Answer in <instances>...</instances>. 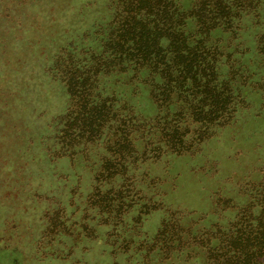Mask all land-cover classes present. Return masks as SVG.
<instances>
[{
    "label": "rangeland",
    "instance_id": "1",
    "mask_svg": "<svg viewBox=\"0 0 264 264\" xmlns=\"http://www.w3.org/2000/svg\"><path fill=\"white\" fill-rule=\"evenodd\" d=\"M118 1L0 0V264H211L229 231L264 229V0L225 51L246 70L232 83L241 100L233 122L195 152L156 158L134 138L123 145L119 121L125 102L153 115L146 89L132 94L123 74H101L98 99L113 97L119 118L94 126L77 117L69 90L73 69L89 85L100 42L86 32L102 30ZM228 71L221 63L224 82ZM91 130L99 141L86 142Z\"/></svg>",
    "mask_w": 264,
    "mask_h": 264
},
{
    "label": "trees",
    "instance_id": "2",
    "mask_svg": "<svg viewBox=\"0 0 264 264\" xmlns=\"http://www.w3.org/2000/svg\"><path fill=\"white\" fill-rule=\"evenodd\" d=\"M260 4L261 0H192L190 7L183 9L181 0H119L118 11L102 30L99 27L86 32L100 42L98 52H91L88 57L92 61L88 66L89 85L77 82L74 69L70 74L71 80L75 79L69 89L71 96L82 104L77 117L89 119L92 126L102 118L115 122L119 117L112 111L113 97L108 102L98 99V78L104 73L123 74L131 93L146 89L154 106L153 115L147 118L125 102L119 119L123 145L130 147L134 138L144 144L145 151L149 148L148 155L155 158L167 152H195L202 142L214 136L217 128L233 122L241 100L232 91V83L246 75V70L244 74L239 72L234 64L235 53L225 51L228 42L234 43L239 31L245 30L247 18L258 20ZM217 33L227 34V40L217 38ZM257 42L264 56V38ZM77 47L74 45L72 51ZM223 62L229 70L227 75L233 76L226 82L220 78ZM207 103L212 108L209 111H205ZM86 134V142L100 140L99 132L91 130ZM118 157L130 161L131 150H119ZM121 164L113 169L119 172ZM107 165L112 167V163ZM261 201L264 209V197ZM174 230L172 243L181 235L178 228ZM253 233L248 232L244 238L239 231H229L225 251L213 253L211 264H264V256L249 254L250 249L264 251V229L257 236Z\"/></svg>",
    "mask_w": 264,
    "mask_h": 264
}]
</instances>
